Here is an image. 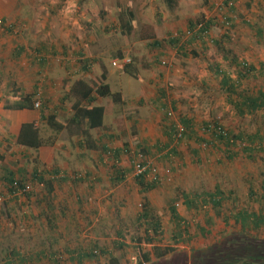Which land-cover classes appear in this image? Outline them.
<instances>
[{
	"label": "rangeland",
	"instance_id": "374dc122",
	"mask_svg": "<svg viewBox=\"0 0 264 264\" xmlns=\"http://www.w3.org/2000/svg\"><path fill=\"white\" fill-rule=\"evenodd\" d=\"M129 20L134 26L127 34L124 24ZM210 20L215 26L206 45L199 40L190 43V24L197 26L196 33L199 22ZM0 21V264H21L20 256L32 257L23 264H79L71 260L74 252L70 255L67 248H92L94 243L113 252L119 264H142L137 244L150 254L148 264H199L212 255L214 242L223 244L245 234L235 215L243 208L253 214L264 207V201L258 203L264 196V146L251 159L245 150L234 147L237 157L225 160L228 164L218 163L229 150L210 144L213 136L206 126L217 123L234 136L260 134L264 143V111L239 117L219 89L221 76L215 75L216 69H222L234 76L233 57L259 71L264 62V0H175L173 8L165 0H0ZM11 26L14 31L8 33L5 28ZM172 38H179L178 48L166 43ZM154 40L162 42V49L149 47ZM217 42L231 50L228 61ZM84 60L93 61L88 73L82 71ZM78 80L93 88L108 85L111 95L121 97L120 102L113 96L98 98L96 104H103L107 114L101 129L71 123L75 103L71 92ZM246 84L262 88L264 76L259 74ZM35 91V103L40 104L37 111L56 112L64 122L57 137L45 121L40 122L42 137L54 135L56 140L52 147L38 151L16 144L15 115L5 109L17 96ZM182 120L193 123L189 134L194 139L169 138L167 127ZM105 135L114 136L112 142H105L110 149L128 146L117 166L124 172L122 182H113L121 176L113 167L112 153L86 146L100 147ZM135 140L145 143L149 152H140L133 145ZM81 156L84 162L77 165ZM51 158L53 163H49ZM91 158L97 159L96 166ZM137 160L159 168L162 183L146 198L164 224L171 222V201L183 192L221 185L237 199L223 204L211 236H203L199 229L205 226L203 218L214 211L211 205H203L197 216L185 215L193 226L189 242L174 236L179 229L173 223L167 224L163 237L144 242L145 226L137 228L133 222L143 212L145 200L136 184V171L127 172ZM86 162L96 174H86ZM64 167H69L66 188L60 184L61 175H53ZM36 169L46 183L33 177ZM8 171L27 175L31 197H10L5 186ZM249 185H253L252 194ZM182 200L178 202L184 214ZM256 234L264 239V227ZM166 248L173 251L155 258V252ZM41 252L55 253L57 262L44 256L34 260ZM109 261L102 257L83 264Z\"/></svg>",
	"mask_w": 264,
	"mask_h": 264
},
{
	"label": "trees",
	"instance_id": "16d2710c",
	"mask_svg": "<svg viewBox=\"0 0 264 264\" xmlns=\"http://www.w3.org/2000/svg\"><path fill=\"white\" fill-rule=\"evenodd\" d=\"M165 1L168 7L173 8L175 0ZM129 14L131 17L133 16V14ZM2 23L3 21H0V24ZM199 25L201 27L198 32L195 33L193 32V30H195L197 26L193 22L190 24L191 29L189 31L191 32V34H193L191 36L192 40H190V43L199 40L206 45L205 41L206 39H208L210 30L215 26L214 20H210L205 23L199 22ZM133 26L134 24L131 20L125 22L124 27H126L125 31L127 34L131 33V31L133 30ZM5 29L8 33H12L14 31V28L12 26ZM166 43L171 47L178 48V44L180 42L179 38H172L171 40L166 41ZM216 45L220 44L217 42ZM162 46V42H160L159 40H154L149 45L151 49H162ZM92 62V60H84L82 71L88 73L89 65ZM231 65L234 67V69L236 67L234 76L228 71L216 69L215 75L221 76V80L218 84L220 86V91H222L223 94L227 95L228 102L233 105V107L237 111V114L241 118L255 115L260 111H264V87H258L254 89L246 84V81L257 78L259 74L264 76V62L261 63L259 71L254 66H251L245 61H240L236 57H233L231 59ZM130 68L131 64L129 63L126 66L127 72H129ZM257 72H259V74L256 76ZM72 90L73 91L71 92V95L75 98V103L73 106L74 117L72 118L71 123L76 125L77 127H83L84 125L82 124L84 122H87L86 124L91 130L101 129L105 125V107L96 104L98 98L103 99L109 96H113L115 101L118 102H120L121 98L119 94L111 95L108 85L103 84V86H100L99 88H93L84 80H78L73 86ZM36 97L37 91L29 93L27 95H24L22 93L21 96H17V101L14 104L7 106L5 109L10 111H33L36 109ZM44 112L45 111H42L41 121H45L48 126H50V128L54 131V134L57 137V135L60 134L64 129V122L60 121L58 113L53 112L49 115H45ZM167 115L169 117V112L167 113ZM179 126L184 129L181 137L177 135L179 132ZM192 126L193 123L188 120H182L178 123L175 122L170 127H167V129L169 130L167 134L172 140L173 138H176L177 140L182 141L183 137H190L191 139H194V136L192 134H189L193 130ZM206 129V131L212 133L213 136V141L210 142V144H213L218 149H221V145H223L226 149L229 150L226 152V155L222 158V160H219L221 156L218 158V163H225V160L231 161L232 159H235L238 153L233 150L235 149L234 147L245 150L246 155L249 159H251L253 158V153L256 151H261L264 146L260 134H239L238 136H234L230 131H227L222 125L220 126L217 123L208 124L206 126ZM53 136L49 137V139L44 138L42 137L41 129L37 125V123H24L20 129L19 135L16 137V144L25 149L38 151L43 147H52L55 144L56 140ZM113 139L114 136L105 135L104 138L101 139L102 141H104L103 145H101L100 147H97V145H90L89 147H91V149L103 148L102 150L105 152V154L112 153L111 161L114 164L113 167L117 169L116 174L122 177H120L119 179H113V182L115 183L122 182L124 179V172L122 170H119V167L117 166L120 162V156L122 155L123 151L128 149V146H126V148H123V150L110 149L108 143L105 142H112ZM258 140H260V143L258 142ZM143 142H145V140H143ZM133 145L136 146L138 150H140V152L144 154H147L150 150L145 143H142V141L139 140L133 141ZM171 151L173 153L176 152L174 148H172ZM195 153L197 152L195 151ZM0 158L3 157L0 155ZM100 159L103 160L102 157ZM139 163L142 165V167H148V170H145V172L141 176L136 177V184L140 186V193L144 197L145 204L143 212L139 214V216H137V219L134 220L133 223H135L137 228H142L143 225L145 226V239H143L144 242H154L156 237H163L166 233L165 227L170 223H173L174 226L179 229V234L178 230H176L174 236H178L180 239H182V243L188 242V239H190L191 237L190 233L193 230V226L191 225V223H189L186 217H189L190 215L197 216V213L201 211L203 205L205 207L211 205L213 207L215 217H220L223 204L228 202V200H232V202H234V200L237 199L235 197H231V193H233L232 191L227 194V192L224 191L221 185H216V188H214V190L207 191L205 188V191L203 192H183L180 198L183 199L181 203H183L185 207V213L183 214L181 212L182 209L180 210L178 208V204L180 203L178 201L180 200V198L178 197L172 200V205L170 207L171 222L164 224L161 219L154 216V213L149 205V201L146 198L152 190H154L159 184L162 183L160 182V177L156 176L154 180L149 179L147 176L151 174V168H154V164H149L148 161H140ZM136 166L137 163L133 161L132 170L128 169L127 172L136 171ZM58 172V170H55L53 175L58 174ZM33 177L38 179L40 183H46V180L43 177V173L40 174L37 169L34 171ZM5 182V186L12 199H17L20 197H31L32 192H25L19 195L17 194V192H19L18 190H23L27 184L26 182H28L27 175L25 173L20 172V175H17L11 171H8ZM16 182L18 186L15 185ZM47 184L50 187V192H52L53 184L51 185V180ZM249 187L250 194H252L254 191L253 185H249ZM262 187L264 190V181L262 183ZM262 201H264V196L258 203ZM262 208L264 207H260L259 210L253 214L250 210L243 208L237 215H235L237 223L241 224V230L245 234L234 235L229 240H226L223 244L220 243L215 245L214 242V246L211 248L212 255L202 258L199 261V264H264V239L256 236V232L261 231L264 227V210H262ZM185 214L186 217L184 216ZM203 221L205 222L204 228H199L202 235L211 236L215 226L214 217L208 216L207 218H203ZM251 221H253V223ZM118 235L123 236L122 232L120 231H118ZM180 239L176 241H180ZM138 241L140 242V240ZM124 247L126 246L124 245ZM136 247L138 254L142 257L141 263L148 264L151 261L150 254H145L146 252H143L141 244H137ZM172 251L173 249L166 248L161 252H155V258L162 259L169 255ZM66 252H71L70 255H72V252H74L71 260L77 261L79 264H83L85 260H94L102 257H109V264H119V260L114 256L113 252H110L109 249L107 250L106 247L101 246L97 243H94L92 245V248H86L82 246H79L75 250H69L67 248ZM15 253L16 255L20 256L18 252H14V254ZM42 256H44V258H48L53 263L57 262L55 253L52 252L49 254H46L45 252L37 253L34 260L36 259V261H39L41 260ZM30 259H32V257L26 258L20 256L21 264L29 261Z\"/></svg>",
	"mask_w": 264,
	"mask_h": 264
},
{
	"label": "crops",
	"instance_id": "0c3cea01",
	"mask_svg": "<svg viewBox=\"0 0 264 264\" xmlns=\"http://www.w3.org/2000/svg\"><path fill=\"white\" fill-rule=\"evenodd\" d=\"M101 106H103V104ZM72 112H74V111H72ZM13 113L15 115V121L12 123V125L13 126H16V131H17V133H16L15 136H18L19 135L20 129H21V127H22V125L24 123H32V122H35V123H37V125H39L40 122H41V118H42V111H40V110L39 111H37V110H33V111H30V110H21V111H13ZM73 117H74V115H73ZM105 118H107L106 108H105ZM86 123L84 122L82 125H85ZM90 145H94V144L93 143H91V144L88 143V145L86 144V146H90ZM90 149H91V147H90ZM98 159H99V157H98ZM95 160H97V159L96 158L95 159H92L91 158L90 163L93 162V164L96 166L97 163H94ZM49 161H48L49 163H53L55 160L53 158H51ZM82 162H84L83 161V156H81V160L76 161V164L79 165ZM83 168L85 169V172H86V174L88 176H92L93 173L96 174L95 168L91 164H89V163H87V165H84ZM87 168L89 170H87ZM67 169H69V167H64V171L58 172V174H60L61 177H62V179L60 180V182H61L60 184H62V186L65 187V188L70 185V184H67L68 183L67 180H64V179H67L68 176H69V174L67 173ZM106 179H108V177H106ZM107 184H110V183L107 181ZM210 216L214 217V219L216 220V217H215L214 212ZM155 240H157V237H156Z\"/></svg>",
	"mask_w": 264,
	"mask_h": 264
},
{
	"label": "built area",
	"instance_id": "2783aa9c",
	"mask_svg": "<svg viewBox=\"0 0 264 264\" xmlns=\"http://www.w3.org/2000/svg\"><path fill=\"white\" fill-rule=\"evenodd\" d=\"M36 107H39V104H36ZM182 131L183 129L181 128L180 129V133H179V137H181V134H182ZM140 161H135V163H137V166H136V174L137 176H140L142 175L145 170H148V167H142V165L139 163ZM140 164V165H139ZM151 174L153 176V178L155 179L156 177V174H157V170L155 168H151ZM16 186H18L17 182L15 183ZM31 190V185L30 184H26L25 188L23 190H18L19 192H17V194H21V193H25V192H29Z\"/></svg>",
	"mask_w": 264,
	"mask_h": 264
},
{
	"label": "clouds",
	"instance_id": "9594fccd",
	"mask_svg": "<svg viewBox=\"0 0 264 264\" xmlns=\"http://www.w3.org/2000/svg\"><path fill=\"white\" fill-rule=\"evenodd\" d=\"M231 21V20H230ZM201 26H199V28H200ZM221 47H222V49H221ZM218 51L220 52V53H222V56H223V59L225 60V61H228L229 59H230V57H229V54H230V51L231 50H229L228 48H226L225 46H221V45H219L218 46ZM36 104H38V103H36ZM36 104H35V107H36ZM39 107H40V104H39ZM39 107H36V109L35 110H37ZM180 127V126H179ZM180 129L181 128H178V130H179V132H178V134L177 135H179V133H180ZM183 129V128H182ZM183 132H184V129H183V131H182V134H183ZM181 134V135H182ZM176 135V136H177ZM149 164H151V163H149ZM154 168L157 170V174H156V176H158V177H160V172H159V168H158V166H156V165H154ZM141 176V175H140ZM53 177H57V176H53ZM148 178H152L153 180H154V178H153V176L152 175H148L147 176ZM27 184H30L31 185V190L29 191V192H32V184L30 183V182H26ZM180 204V203H179ZM179 204H178V208H179ZM184 206V205H183ZM191 239H188V242L190 241Z\"/></svg>",
	"mask_w": 264,
	"mask_h": 264
}]
</instances>
